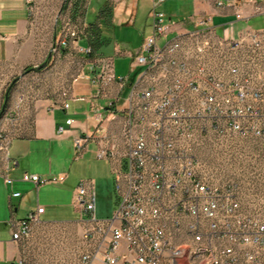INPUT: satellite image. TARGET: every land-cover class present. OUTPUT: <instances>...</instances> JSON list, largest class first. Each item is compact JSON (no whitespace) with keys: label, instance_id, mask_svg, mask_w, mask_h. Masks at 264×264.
<instances>
[{"label":"built area","instance_id":"2783aa9c","mask_svg":"<svg viewBox=\"0 0 264 264\" xmlns=\"http://www.w3.org/2000/svg\"><path fill=\"white\" fill-rule=\"evenodd\" d=\"M165 1L153 0L151 33L129 53L126 75L115 74L113 58L90 66L100 100L90 102L92 117L96 126H116L100 137L78 138L74 148L78 157L89 140L96 141L95 156L110 164L118 203L110 217L98 218L94 181L78 182L72 204L82 231L72 254L62 251V264H264V177L215 182L195 155L264 141V29L228 38L210 17H190L191 27L183 31L160 9ZM9 82L0 71L4 155L15 135L2 114ZM61 107L67 110L69 103ZM64 132L59 125L57 133ZM65 178L24 173L21 179L47 184ZM44 212L38 205L9 221L21 248L37 226H66L44 222Z\"/></svg>","mask_w":264,"mask_h":264},{"label":"crops","instance_id":"0c3cea01","mask_svg":"<svg viewBox=\"0 0 264 264\" xmlns=\"http://www.w3.org/2000/svg\"><path fill=\"white\" fill-rule=\"evenodd\" d=\"M217 1L224 4L217 6ZM152 3L153 0H120L115 4L112 26L104 29L109 34L103 31V36L109 38V46L112 47L105 57L113 58L115 74L117 59L129 61L123 75L129 72V53L134 52L143 38L151 33ZM160 9L183 31L191 27L188 23L190 17H210L217 27V33L228 38L238 37L248 30L264 29V0H166ZM32 14L33 0H0V35L5 37L0 40V71L4 80L9 81L13 76L16 78L15 90L9 99L7 95L2 113L5 127L15 135L7 154L0 152V264H19L21 260L20 244L12 240L11 219H23L41 205L45 208L41 219L54 222L46 219L48 207L52 204L46 199L42 202L39 196H55L54 200L60 206L73 207L72 200L80 179L71 178L66 167L70 161L74 165L85 160L86 155L95 154L97 147L95 140H89L83 155L77 157L74 142L88 135L100 137L114 128L108 121L96 126L92 117L90 102L100 100L95 98L96 88L89 81L91 65L75 75L56 95L39 90L30 95L20 90L26 76L24 68L42 57L41 48L32 36ZM85 22L89 23L86 17ZM72 43L78 47L82 44L87 46L85 40L75 39ZM51 56L50 53L48 57ZM21 95L24 96L22 103L19 102ZM64 101L69 103L67 110L61 107ZM67 118L73 119L71 125L65 123ZM59 125L65 127L62 134L57 133ZM24 173L36 174L41 178L65 174L66 178L61 183L35 184L22 181ZM6 177L12 179V183H6ZM49 185H54L53 189L48 188ZM13 193H20V196L15 197ZM62 196L70 198L68 200ZM58 222L79 230L78 219Z\"/></svg>","mask_w":264,"mask_h":264},{"label":"rangeland","instance_id":"374dc122","mask_svg":"<svg viewBox=\"0 0 264 264\" xmlns=\"http://www.w3.org/2000/svg\"><path fill=\"white\" fill-rule=\"evenodd\" d=\"M109 1L114 10L115 4L120 0ZM101 2L102 0H33L32 36L37 46L41 48L42 57L24 68L26 76L22 81L21 91L31 95L33 91L39 90L48 95H56L62 92L63 87L75 75L83 72L97 58L105 57L111 52L112 47L109 44L101 47L94 57H89L83 51L89 47L85 32L88 23L85 22V17L86 21H93ZM73 33L75 36H71ZM104 34L109 33L104 30ZM54 36H57L56 40ZM75 39L85 40L87 46L74 45L72 42ZM50 53L51 58L48 57ZM128 62L126 59L116 60L117 76L126 72ZM136 71L137 68L134 72ZM15 81V76L10 78L6 93L4 92L2 96L4 100L7 95L9 99L11 92L15 90ZM110 123L111 126H116L113 122ZM239 147L230 151L200 149L195 155L203 164V173H207L215 182L218 180L236 182L242 178L245 182L251 183L257 178L264 177V141H243ZM85 157V160L74 165V162H68L66 171L70 172L71 178L95 181L96 216L108 218L118 203L110 165L96 158L95 154ZM53 186L49 185L48 188L53 189ZM62 197L68 200L70 198V196ZM39 198L42 202L46 199V202L52 204L48 207L46 219L58 222L79 218V213L74 211L73 207L60 206L57 200H54L55 196H39ZM81 231L82 228L79 230L76 228L75 231L68 226H37L29 239L22 244L23 264H62L64 255L62 251L66 252V255L72 254L74 246H78L80 241ZM63 260L66 261V257Z\"/></svg>","mask_w":264,"mask_h":264},{"label":"trees","instance_id":"16d2710c","mask_svg":"<svg viewBox=\"0 0 264 264\" xmlns=\"http://www.w3.org/2000/svg\"><path fill=\"white\" fill-rule=\"evenodd\" d=\"M112 14V4L109 0H104L93 21L88 23V27L85 32L87 34V43L90 48V52L86 54H88L89 57H94L101 47L110 43L109 38L103 36V31L104 29L112 26Z\"/></svg>","mask_w":264,"mask_h":264}]
</instances>
